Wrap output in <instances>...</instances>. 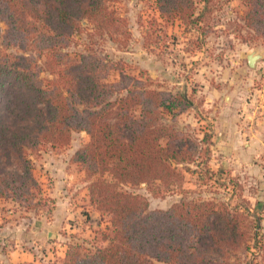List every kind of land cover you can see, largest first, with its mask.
Here are the masks:
<instances>
[{"label":"trees","instance_id":"trees-1","mask_svg":"<svg viewBox=\"0 0 264 264\" xmlns=\"http://www.w3.org/2000/svg\"><path fill=\"white\" fill-rule=\"evenodd\" d=\"M112 1L0 0V201L25 210L45 203L29 152L40 143L64 147L73 132H84L88 142L73 162L106 226L89 246L69 245L59 264H264L259 219L247 203L184 199L149 210L142 195L123 190L181 185L195 139L164 121L183 112L188 98L148 89L89 48L72 57L66 51L82 21L97 33L118 25ZM156 1L163 19L183 25L201 23L217 3ZM241 1L242 27L264 40V0ZM111 71L118 73L115 83L106 82Z\"/></svg>","mask_w":264,"mask_h":264},{"label":"rangeland","instance_id":"rangeland-1","mask_svg":"<svg viewBox=\"0 0 264 264\" xmlns=\"http://www.w3.org/2000/svg\"><path fill=\"white\" fill-rule=\"evenodd\" d=\"M216 1L201 23L183 25L163 19L156 0H113L109 8L118 25L106 34L82 21L84 28L73 35L66 51L72 57L89 48L148 89L180 94L190 102L183 112L164 117L166 124L195 139L193 162L180 168L183 183L175 188L127 185L123 190L142 195L149 210H165L184 199L247 203L249 213L259 219L255 230L264 243V40L242 27L241 0ZM253 52L262 58L249 68L246 55ZM118 79L111 71L106 82ZM252 123L261 133L253 143L256 151H248L243 143L249 140L243 139L239 153L231 154L232 141L226 138ZM204 135L208 139L201 141ZM87 142L84 132H73L64 147L40 143L29 152L48 200L27 210L11 200L0 201V264H24L15 260L22 254L35 258L28 264H59L69 245L89 246L94 232L106 226L89 205L88 182L73 162ZM254 254L251 249L248 257Z\"/></svg>","mask_w":264,"mask_h":264},{"label":"crops","instance_id":"crops-1","mask_svg":"<svg viewBox=\"0 0 264 264\" xmlns=\"http://www.w3.org/2000/svg\"><path fill=\"white\" fill-rule=\"evenodd\" d=\"M254 123H252V125H250L249 127L246 125L244 128H241L239 129L240 131H236V130H233L235 133H233L232 131V135L229 136V138H226L228 141H232L231 143L228 144V151L231 153V154H237L239 153V150L241 149V142L242 140H249V144H245L243 143V146L248 150V151H256L255 149V143L256 141H259L260 137L259 135L261 134L259 129L256 128V126L253 125ZM236 129L238 130V128L236 127ZM225 137H222V134L221 135H218V139L222 140L224 139ZM52 232V237L55 236L54 232ZM49 233V231H48ZM47 233V234H48ZM49 235H47L48 237ZM64 254H65V251L63 253V255L60 257V259H62L64 257ZM59 259V260H60ZM15 260L17 261H21V263H34L35 262V258H33V256H31V258L27 255V254H22V256H18V257H15Z\"/></svg>","mask_w":264,"mask_h":264},{"label":"water","instance_id":"water-1","mask_svg":"<svg viewBox=\"0 0 264 264\" xmlns=\"http://www.w3.org/2000/svg\"><path fill=\"white\" fill-rule=\"evenodd\" d=\"M262 56L259 53L253 52L246 55V62L249 68H253L258 60H260Z\"/></svg>","mask_w":264,"mask_h":264}]
</instances>
